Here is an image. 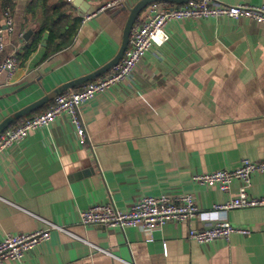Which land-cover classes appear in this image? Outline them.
I'll list each match as a JSON object with an SVG mask.
<instances>
[{
    "label": "crops",
    "instance_id": "crops-1",
    "mask_svg": "<svg viewBox=\"0 0 264 264\" xmlns=\"http://www.w3.org/2000/svg\"><path fill=\"white\" fill-rule=\"evenodd\" d=\"M31 1L11 0L6 7L13 30L4 34L0 64L16 54L18 67L12 79L0 78V123L112 60L129 15L105 11L84 20L65 0L74 21L61 20L68 26L50 41L41 28L58 20L50 12L56 4L37 0L31 12ZM83 1L99 8L110 0ZM139 1L126 0L123 7ZM213 2L264 6V0ZM4 10L0 2V26ZM167 32L169 40L144 56L131 80L82 107L86 144L77 141L63 114L0 155V240L45 229L46 222L65 229L51 231L21 263L4 264H264V207L214 210L237 196L242 182L234 180L222 192L194 180L233 170L243 159L264 160V24L224 17L175 20ZM248 193L264 195V174L252 175ZM178 194L194 196L198 217L165 224L152 242L138 227L79 223V213L94 205L127 210L144 196ZM223 221L248 235L205 244L188 237L190 229Z\"/></svg>",
    "mask_w": 264,
    "mask_h": 264
},
{
    "label": "built area",
    "instance_id": "built-area-1",
    "mask_svg": "<svg viewBox=\"0 0 264 264\" xmlns=\"http://www.w3.org/2000/svg\"><path fill=\"white\" fill-rule=\"evenodd\" d=\"M126 0H110L103 4L93 15L84 16L88 20L100 12L115 11L122 8ZM246 19L264 24V6L249 4L221 5L213 0H190L183 5L154 3L147 7L133 25L128 46L120 62L110 73L86 83L76 91H65L55 97L46 111L27 117L13 127H7L0 135V155L8 148L18 145L32 132L47 127L53 120L66 114L75 128V135L80 144L87 143V132L81 117L82 107L111 87L131 80L137 65L154 47L161 46L169 40L167 25L171 21H199L206 18ZM13 30V16L9 8L3 12V23L0 26V54L4 50V34ZM18 67L16 54L9 55L0 64V78H13ZM1 84V83H0ZM253 174H264V160L251 161L243 159L233 170H217L198 175L194 180L202 185L216 186L222 192H228L234 180L242 182L237 196L223 204L213 206L214 210H231L264 207V195L250 196L248 189ZM199 207L194 196L178 194L175 196H144L131 204L127 210H121L113 204L94 205L79 213V223L83 227L101 225L107 228H118L121 231L130 227L140 228L148 242H152V234L169 222L182 223L193 220L199 215ZM47 228L31 233L6 234L0 240V264L6 262L21 263L25 254L34 247L47 241L53 230L65 232V229L46 222ZM233 233L248 235L249 231L223 221L209 228L190 229L189 239L205 244L215 239L228 237Z\"/></svg>",
    "mask_w": 264,
    "mask_h": 264
},
{
    "label": "water",
    "instance_id": "water-1",
    "mask_svg": "<svg viewBox=\"0 0 264 264\" xmlns=\"http://www.w3.org/2000/svg\"><path fill=\"white\" fill-rule=\"evenodd\" d=\"M189 0H141L137 4H135L132 8H126L123 7L121 9H118L115 11V14H118L121 10L122 11H129V15L123 30V37H122V44L121 47L116 54V56L110 60L108 63L103 65L101 68L96 70L95 72L88 74L86 76H83L81 78L75 79L71 82H68L59 88L54 89L53 91L49 92L42 98L36 100L35 102L29 104L28 106L22 108L20 111L16 112L12 116L6 118L0 123V135L2 132L9 127L14 121H17L21 118H24L28 115H31L35 111L39 110L46 104L50 103L55 97L62 94L65 91H70L72 88L82 85L84 83H88L92 80H95L96 78L106 74L108 71H110L118 62L121 61L124 52L128 46L129 38H130V32L135 24L138 17L142 14V12L148 7L149 5L157 2L176 5V4H185ZM72 4L77 8L78 14L80 16L84 15H93L99 8L96 6H90L87 2L83 0H71Z\"/></svg>",
    "mask_w": 264,
    "mask_h": 264
},
{
    "label": "trees",
    "instance_id": "trees-1",
    "mask_svg": "<svg viewBox=\"0 0 264 264\" xmlns=\"http://www.w3.org/2000/svg\"><path fill=\"white\" fill-rule=\"evenodd\" d=\"M53 2H55V8L54 6L52 7L53 9L50 10V12L54 15V13L58 14V20L53 22V23H47L44 24V26L41 28L42 31H47L48 32V36L50 38V41L57 38V37H61L63 34V29L64 27L68 26V25H59V22L61 20H65V22H68L70 24V22H73L74 19L71 17V15L66 11V7L69 5L65 0H52ZM1 2V7L3 9H5L6 7H10L11 6V0H0ZM37 2V0H32L30 5H29V10L32 12L33 11V7L35 6V3ZM57 8V9H56ZM65 9V10H64ZM55 10H59L58 12H54ZM62 22V21H61ZM67 23V24H68ZM67 32L65 33L66 35L69 34V31L66 30ZM71 37V35L69 36ZM38 40L33 42V45L30 47L29 50H33L35 44H37ZM61 44H64L61 43ZM52 104V102H50L48 105L44 106L43 108H41L40 110L34 112L31 116H35L43 111H46L49 106ZM22 120H18L17 122H15L13 125H11L10 127L15 126L16 124L21 123Z\"/></svg>",
    "mask_w": 264,
    "mask_h": 264
}]
</instances>
